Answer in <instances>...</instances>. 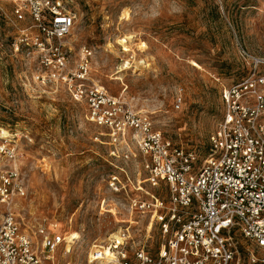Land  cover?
Returning <instances> with one entry per match:
<instances>
[{"label": "rangeland", "instance_id": "rangeland-1", "mask_svg": "<svg viewBox=\"0 0 264 264\" xmlns=\"http://www.w3.org/2000/svg\"><path fill=\"white\" fill-rule=\"evenodd\" d=\"M63 1L76 15L67 40L71 69L89 49L91 80L148 114L168 141L200 160L223 117L222 92L245 80L255 61L264 76V0ZM13 2L0 0V133L19 153L23 231L39 254L40 226L67 239L53 264H106L111 258L91 263L92 251L102 254L126 229L127 250L144 242L158 247L157 224L149 230L151 216L132 210L131 201L161 196L160 189L144 183L139 156L132 164L111 155L107 131L87 121L85 104L67 87L34 83L35 67L11 50ZM178 94L181 110L173 105ZM112 177L124 185L119 192ZM239 241L242 264H264V252L250 249L251 258L250 244Z\"/></svg>", "mask_w": 264, "mask_h": 264}, {"label": "built area", "instance_id": "built-area-1", "mask_svg": "<svg viewBox=\"0 0 264 264\" xmlns=\"http://www.w3.org/2000/svg\"><path fill=\"white\" fill-rule=\"evenodd\" d=\"M12 21L17 37L14 56L35 67L37 86H64L72 99L85 104L87 121L107 131L111 155L125 163L141 158L144 183L161 196L132 200L131 209L150 215L158 226V247L146 243L127 250L129 229L107 248L114 255L106 264H242L246 250L264 252V76L254 70L241 83L222 92L224 113L209 138V153L200 160L195 152L175 147L157 131L151 117L111 96L91 80L92 52L84 48L71 69L67 40L76 15L63 0H14ZM182 94L174 100L181 110ZM134 147L135 152L132 150ZM19 153L9 136L0 133V264H53L56 249L66 238L40 226L41 252L23 231L18 202L26 197ZM200 164V165H199ZM118 177L110 187L123 188ZM148 230V231H149ZM120 241V242H119ZM94 249L91 263L99 260ZM260 263V260H256Z\"/></svg>", "mask_w": 264, "mask_h": 264}, {"label": "bare ground", "instance_id": "bare-ground-1", "mask_svg": "<svg viewBox=\"0 0 264 264\" xmlns=\"http://www.w3.org/2000/svg\"><path fill=\"white\" fill-rule=\"evenodd\" d=\"M114 238H115L116 240H120V237H118V236H115V235H114ZM119 242H120V241H119ZM113 256H114L113 254H110V253L107 252V250L105 249L104 252L100 255L99 260L110 259V258H112Z\"/></svg>", "mask_w": 264, "mask_h": 264}]
</instances>
